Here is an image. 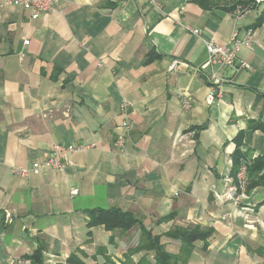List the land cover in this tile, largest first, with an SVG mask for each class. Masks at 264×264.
<instances>
[{"label":"crops","instance_id":"1","mask_svg":"<svg viewBox=\"0 0 264 264\" xmlns=\"http://www.w3.org/2000/svg\"><path fill=\"white\" fill-rule=\"evenodd\" d=\"M159 1L61 0V14L37 20L0 8V264L13 257L36 264L26 258L38 248L41 264L71 256L84 264L156 263L153 250L132 253L144 243L141 228L89 229L94 209L132 213L173 255L182 244L168 232L212 230L188 264H264V186L236 211L222 200L237 135L245 132L250 159L264 156V25L251 31L264 2L237 19L240 7ZM235 33L251 42L238 57L252 70L211 67L205 42L225 45ZM150 52L160 57L147 64ZM213 72L224 83H213ZM181 93L192 99L189 111ZM127 119L133 129L117 148ZM56 144L94 147L70 155L60 171L12 174Z\"/></svg>","mask_w":264,"mask_h":264},{"label":"built area","instance_id":"2","mask_svg":"<svg viewBox=\"0 0 264 264\" xmlns=\"http://www.w3.org/2000/svg\"><path fill=\"white\" fill-rule=\"evenodd\" d=\"M151 2L157 6L159 5V0H151ZM264 0H256V4L260 5ZM9 6L20 8L28 13H30L33 20L39 19L43 15L47 14H61L62 5L61 0H0V8H6ZM184 13L185 9L180 10ZM243 10L239 8L235 15L237 19H241L244 16ZM186 28L196 36H201L202 32L198 29H192L186 26ZM252 31V30H251ZM249 32V35L252 32ZM29 44V41L25 42ZM206 50L208 53V63L211 67L219 66L222 70L233 69L235 72L242 70H252L251 65L244 61L239 60V54L243 48H251V42L247 39H240L239 35L235 33L229 42L225 45H218L214 42H205ZM177 63L171 66V69L176 68ZM211 81L215 84H222L224 80L222 79L219 72H213L211 76ZM217 89L215 86L210 90L207 96V103L213 104ZM180 101L185 110L189 111L192 108V99L187 93L180 94ZM121 111L127 113V104L123 103L121 106ZM124 129L118 134L116 139V147L123 148L127 142V138L132 131L133 127L129 120H125L123 124ZM94 145L77 144V145H62L56 144L53 150L49 152H44L42 157L34 161L29 167L16 166L11 169L12 174L18 178H28L30 176H38L43 171L46 170H63L65 164L67 163L70 155L78 152L93 148ZM249 162L242 161L239 169L235 176L228 179V186L223 194V203L230 204L233 210L239 209L243 203V200L247 194V188L249 185V175L248 170ZM73 195L78 194V190L72 192ZM6 218L11 219L12 214L6 211ZM232 217V214L227 213L222 216V220H228ZM9 264H26L23 258H11Z\"/></svg>","mask_w":264,"mask_h":264},{"label":"trees","instance_id":"3","mask_svg":"<svg viewBox=\"0 0 264 264\" xmlns=\"http://www.w3.org/2000/svg\"><path fill=\"white\" fill-rule=\"evenodd\" d=\"M202 9L211 10L217 7H225L227 11H236L239 7L242 10L256 7V0H190ZM231 2H234L230 5ZM264 4V3H263ZM264 25V8L261 15L258 17L251 30L258 29ZM160 57L159 55L150 52L147 59V64ZM262 127V126H261ZM206 126H200L198 129L203 130ZM254 128H260L254 126ZM245 141V132L241 131L234 139L236 149L232 155L233 169L232 175L235 176L242 161L249 162V185L247 194H250L258 187L264 186V156H258L255 159H250L248 154L243 151ZM261 205H264V200ZM88 228L104 227L107 231H130L136 227L141 228L144 243L134 250L132 253L142 250L155 252V264H188L189 258L194 250V244L198 241L205 243L207 249L208 241L213 235L212 230H203L200 227L175 229L166 234L167 237L179 240L182 244L181 251L178 255H173L167 252L164 246L161 245L159 236H154L151 231L142 227L141 221L132 213L123 212L119 209H94L88 212ZM173 216V215H172ZM171 216V217H172ZM43 249L38 248L33 255L26 259H31L36 264L42 262ZM69 264H84L77 260L76 256L69 258Z\"/></svg>","mask_w":264,"mask_h":264},{"label":"rangeland","instance_id":"4","mask_svg":"<svg viewBox=\"0 0 264 264\" xmlns=\"http://www.w3.org/2000/svg\"><path fill=\"white\" fill-rule=\"evenodd\" d=\"M241 207H242V205H241ZM241 207H240V208H241ZM64 264H69V261H68V263L66 262V263H64Z\"/></svg>","mask_w":264,"mask_h":264}]
</instances>
